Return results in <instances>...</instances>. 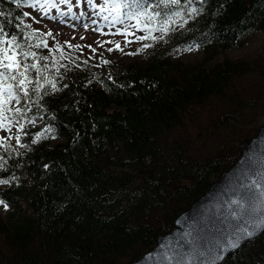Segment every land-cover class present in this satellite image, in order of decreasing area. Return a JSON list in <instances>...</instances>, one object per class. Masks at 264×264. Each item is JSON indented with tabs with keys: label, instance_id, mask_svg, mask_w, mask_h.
Returning <instances> with one entry per match:
<instances>
[{
	"label": "trees",
	"instance_id": "1",
	"mask_svg": "<svg viewBox=\"0 0 264 264\" xmlns=\"http://www.w3.org/2000/svg\"><path fill=\"white\" fill-rule=\"evenodd\" d=\"M29 1L0 0V25L24 51L49 57L39 61L48 65L41 76L57 90L44 85L37 93L33 85L29 98L20 93L10 105L24 111L9 113L19 141L0 143V179L10 181L0 184L8 204L0 213V264L129 263L169 231L264 122V41L250 55L211 59L264 29V0H181L164 9L182 12L172 30L151 33L162 39H138L148 36L145 25L158 29L163 21L141 17L134 54L96 69L54 49L23 15ZM157 2L147 0L149 14L162 10ZM127 12L116 13L137 25ZM32 30L47 47L35 46ZM190 47L202 56L184 63L177 56ZM29 76L35 81V70ZM219 264H264V230Z\"/></svg>",
	"mask_w": 264,
	"mask_h": 264
},
{
	"label": "snow or ice",
	"instance_id": "2",
	"mask_svg": "<svg viewBox=\"0 0 264 264\" xmlns=\"http://www.w3.org/2000/svg\"><path fill=\"white\" fill-rule=\"evenodd\" d=\"M22 0H17V3H21ZM27 2V0H23ZM111 0H105V3H110ZM203 3V0H200ZM58 3L67 4L70 0H34L32 4L33 7H37L38 10L42 11L47 15L48 9L57 7ZM192 3V0H186V5ZM181 0H158L156 8H161V11L153 10L151 14L148 12L150 7L147 4V0H118V2L112 5V10L119 12L121 9H128L126 16L128 19L137 20V25L134 27H139L141 24V17L147 16L148 20L151 21L157 17H162V26L158 29L149 28L145 25V30L148 31L147 37H138V39H162L161 37L152 36V31L159 30L161 33L166 34L168 31L172 30L170 24L176 23L173 19L175 17H181L182 12L177 11L168 15L164 9L170 6H180ZM95 6V5H93ZM101 10H104L105 6L101 5ZM202 10V9H200ZM195 7L189 9L191 13H197L200 11ZM4 13L0 12V16ZM24 16H28L29 13L25 12ZM107 19V17H105ZM186 22V21H185ZM19 27V25H17ZM26 27H30L26 25ZM29 37L35 36L39 41L36 47H47V41L38 34V30H32L28 33ZM46 35L50 36L51 33ZM72 47L71 45H69ZM147 46V45H146ZM58 49L59 45L56 46ZM75 47H79L76 45ZM116 47L119 49V44ZM112 49H109L111 51ZM93 51H95L93 49ZM28 57H33L37 60L36 63L29 64L27 62ZM63 58V57H62ZM49 57L42 56L37 57L35 52H32L29 48L28 51H24L22 45L18 42L16 35L11 37L4 31L3 25H0V129L11 130L10 125L12 120L15 119L14 116L10 117L9 113L22 114L24 109L21 107H10L13 104H19L22 97L20 93H23V98H29V87L33 86L32 90L39 93V90L44 87V85H50L52 90H57L56 83L46 76H41V73L45 71L48 65H44L43 68L39 66L40 60H48ZM107 63V61H105ZM30 70H35L36 79L33 81L29 76ZM43 79V83L40 80ZM34 123V121H32ZM22 130L24 125H19ZM51 131V129H48ZM6 138L0 137V143H4ZM19 141V136L16 137ZM14 179V177H13ZM9 180L0 179V184L9 183ZM231 205L235 207L230 211V215L237 219H244L247 217V222L250 223L253 229L264 228V161L260 162L259 167L252 168L249 171L247 177H245V182L242 184V195L240 199L232 200ZM0 205H3L5 209L8 208V204L0 199ZM246 235H252L247 228L240 229ZM234 246V245H233ZM204 253L198 252L196 255L185 256L183 252L173 250L171 254L167 251L162 252L158 257L153 258L151 254H148L150 260H155L156 264H197V257L203 256ZM217 257L216 259H218ZM199 264H204V261H200ZM207 264H214V260H210Z\"/></svg>",
	"mask_w": 264,
	"mask_h": 264
},
{
	"label": "water",
	"instance_id": "3",
	"mask_svg": "<svg viewBox=\"0 0 264 264\" xmlns=\"http://www.w3.org/2000/svg\"><path fill=\"white\" fill-rule=\"evenodd\" d=\"M264 161V122L247 139L233 162L218 173L201 195L191 201L173 220L169 231L156 236L155 243L136 259L126 264H156L150 260L162 252L171 254L173 250L185 256L204 253L197 257V264L214 260L219 264L223 258L264 230L253 229L247 217L237 220L230 215L235 207L232 200L241 198L242 184L250 169L257 168ZM247 228L252 235L240 229ZM234 245V246H233ZM219 257L218 259H216Z\"/></svg>",
	"mask_w": 264,
	"mask_h": 264
},
{
	"label": "rangeland",
	"instance_id": "4",
	"mask_svg": "<svg viewBox=\"0 0 264 264\" xmlns=\"http://www.w3.org/2000/svg\"><path fill=\"white\" fill-rule=\"evenodd\" d=\"M33 3L34 0H30L25 9L29 13L28 20L31 25L45 34L51 33V37L47 35V38L48 42L54 41L51 43L55 44V50L60 52L64 50L72 54L76 60H88L94 69L106 58L129 59L139 43L137 34L141 32V28L134 27L132 20L125 21L120 18L116 11L112 10L113 0L108 4L105 0H70V3H58L57 7L48 9L47 15L37 7H33ZM101 5L105 6L104 10H101ZM263 41L264 29L253 30L240 46L218 53L211 59H218L220 56L229 58L250 55L251 52H258ZM117 43L119 49L116 47ZM57 45L60 46L59 49ZM76 45L79 47H75ZM201 56L200 48L190 47L179 53L177 57L185 63ZM262 121L263 119L259 118L258 123L262 124ZM10 128V131L0 129V137L15 144L19 135L18 129L14 123H11ZM58 140L60 139L54 138L50 142L54 143ZM4 209L3 205H0L1 214Z\"/></svg>",
	"mask_w": 264,
	"mask_h": 264
}]
</instances>
